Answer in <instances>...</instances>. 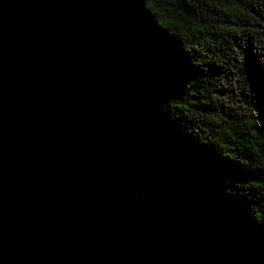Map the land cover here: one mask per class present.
Wrapping results in <instances>:
<instances>
[{"label": "trees", "instance_id": "trees-1", "mask_svg": "<svg viewBox=\"0 0 264 264\" xmlns=\"http://www.w3.org/2000/svg\"><path fill=\"white\" fill-rule=\"evenodd\" d=\"M0 41L235 264H264V0H0Z\"/></svg>", "mask_w": 264, "mask_h": 264}, {"label": "water", "instance_id": "water-1", "mask_svg": "<svg viewBox=\"0 0 264 264\" xmlns=\"http://www.w3.org/2000/svg\"><path fill=\"white\" fill-rule=\"evenodd\" d=\"M0 41V264H235Z\"/></svg>", "mask_w": 264, "mask_h": 264}]
</instances>
